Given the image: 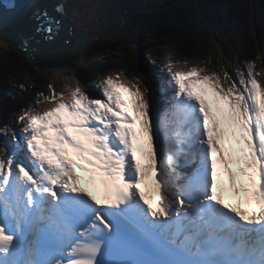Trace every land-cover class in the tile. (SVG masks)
I'll use <instances>...</instances> for the list:
<instances>
[{"label":"snow or ice","instance_id":"snow-or-ice-1","mask_svg":"<svg viewBox=\"0 0 264 264\" xmlns=\"http://www.w3.org/2000/svg\"><path fill=\"white\" fill-rule=\"evenodd\" d=\"M32 18L46 39L58 30L46 10ZM183 64L161 65L172 96L155 118L143 77L116 73L96 85L101 98L49 84L36 100L49 107L18 114L19 136L0 128V264H264V74L235 65L237 83L223 65ZM225 174L236 204L217 192Z\"/></svg>","mask_w":264,"mask_h":264},{"label":"trees","instance_id":"trees-1","mask_svg":"<svg viewBox=\"0 0 264 264\" xmlns=\"http://www.w3.org/2000/svg\"><path fill=\"white\" fill-rule=\"evenodd\" d=\"M170 1L150 2V9L123 20L108 39L91 47L77 61L78 65L85 64L81 69L84 83L109 72L129 78L139 74L156 97L160 71L166 68L161 65L185 60L218 65L224 56L244 68L246 62L255 61L256 71L264 74V0H176L167 5ZM128 24L141 31V43L147 41L140 44L145 54L129 42L124 31ZM68 71L74 72L70 68ZM46 73L34 68L13 47L0 53V128L7 124L13 129L21 109L33 108L40 93L50 95ZM257 79H264V75ZM77 82L84 85L80 79ZM4 139L0 135V141Z\"/></svg>","mask_w":264,"mask_h":264},{"label":"rangeland","instance_id":"rangeland-1","mask_svg":"<svg viewBox=\"0 0 264 264\" xmlns=\"http://www.w3.org/2000/svg\"><path fill=\"white\" fill-rule=\"evenodd\" d=\"M154 0H69L66 7L70 14V17L75 25L76 38L81 35L87 28L94 37L93 46L97 45L98 42L108 39L111 35V32L117 28L121 22L126 21L135 13H138L142 10H148L151 8L150 2ZM124 31L127 32L129 42L135 45H138L140 48L141 54L146 53V49L140 47V44H146L147 41L144 40L140 42L141 31L137 28H131L130 24L126 26ZM9 45L0 41V53L9 49ZM140 54V55H141ZM140 57V56H139ZM78 60L74 61L73 67L63 66V67H54L47 70L45 74L46 80L57 90L59 88H64L66 94L65 97H69L70 93L78 85V80L80 76H83L81 71L83 65L77 63ZM191 65H197L199 67H204L210 71H219L220 66L223 65L224 69L229 73V75L237 80L235 72V65H239L241 70L245 71V68L240 63H234L233 60L224 56L218 65L213 62H203L201 60H186ZM173 70H177L184 67L183 61L172 64ZM68 68L73 70V73H69ZM264 71V65L262 67ZM116 73L109 72L102 76H97L90 82L84 83L82 85L83 90L89 95L90 98H101L100 92L97 89L96 85L101 82V80L109 75L115 77ZM79 77V78H78ZM170 77L168 68H164L160 71V81L165 85V80ZM124 76L121 74V80ZM152 95V94H151ZM172 95V94H170ZM205 98L213 102L214 98L211 95L206 96ZM215 105V104H214ZM50 105L47 103L35 104L33 109L40 111ZM22 123L18 121V117L15 118L13 130L19 136L21 132Z\"/></svg>","mask_w":264,"mask_h":264},{"label":"water","instance_id":"water-1","mask_svg":"<svg viewBox=\"0 0 264 264\" xmlns=\"http://www.w3.org/2000/svg\"><path fill=\"white\" fill-rule=\"evenodd\" d=\"M68 1L0 0V41L25 56L36 69L73 67L72 63L83 58L93 42L88 37L87 28L76 38L75 25L66 7ZM175 1L171 0L167 5ZM57 6H62L63 12H57ZM35 9L46 10L60 21L51 39L35 31L37 22L32 18ZM253 11L256 14L254 3ZM79 79L85 82L84 75Z\"/></svg>","mask_w":264,"mask_h":264},{"label":"bare ground","instance_id":"bare-ground-1","mask_svg":"<svg viewBox=\"0 0 264 264\" xmlns=\"http://www.w3.org/2000/svg\"><path fill=\"white\" fill-rule=\"evenodd\" d=\"M87 34H88V37H89V39L91 40V42H94V36L90 33V31L87 29ZM169 79H170V77H168V79L167 80H165V85H163V83H161L160 82V84H159V88H160V90L158 91V101H160V100H162L163 101V103L160 105V107L161 106H166L167 105V103H168V101L171 99V96L172 95H170V94H172V89H171V87H169L168 86V81H169ZM162 90H164L163 92H162ZM58 93L59 92H63L64 94H66V92H65V90H64V88H59L58 90ZM207 101H208V103L210 104V106H212L213 107V111H215V105H214V103L213 102H211L209 99H207V98H205ZM159 109V108H158ZM128 111H131L132 109H131V105H129V108L127 109ZM157 112V111H156ZM19 135H20V132H19ZM134 143L135 144H137V145H139V141H134ZM227 143V141H225V144ZM138 155H139V152H138ZM143 161V160H142ZM144 162V161H143ZM77 171H78V169H77ZM81 183H85L87 186H88V190L87 191H94L96 194V196H97V199H101V193L99 192V191H97L96 189H94L91 185H90V183L89 182H84V181H82L81 180V178H80V184Z\"/></svg>","mask_w":264,"mask_h":264}]
</instances>
